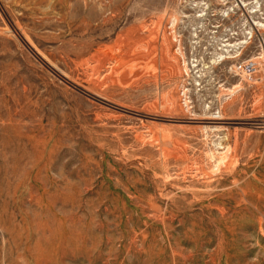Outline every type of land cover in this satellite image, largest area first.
I'll list each match as a JSON object with an SVG mask.
<instances>
[{
    "label": "rangeland",
    "instance_id": "374dc122",
    "mask_svg": "<svg viewBox=\"0 0 264 264\" xmlns=\"http://www.w3.org/2000/svg\"><path fill=\"white\" fill-rule=\"evenodd\" d=\"M260 24L264 0H0V264H264Z\"/></svg>",
    "mask_w": 264,
    "mask_h": 264
},
{
    "label": "bare ground",
    "instance_id": "6f19581e",
    "mask_svg": "<svg viewBox=\"0 0 264 264\" xmlns=\"http://www.w3.org/2000/svg\"><path fill=\"white\" fill-rule=\"evenodd\" d=\"M174 21H175V20H172V23H173V24H174ZM258 25H259V24H258ZM260 27H261L262 29H264V24H260ZM134 58H135V57H134ZM260 58H261V57H260ZM183 93H184V95H186V91H184ZM186 98H187V97H185V100H186ZM185 102L188 103L187 101H185ZM234 184H235V183H234Z\"/></svg>",
    "mask_w": 264,
    "mask_h": 264
}]
</instances>
